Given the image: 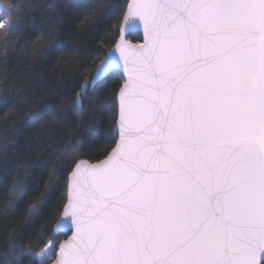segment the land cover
Segmentation results:
<instances>
[{
  "label": "snow or ice",
  "instance_id": "snow-or-ice-1",
  "mask_svg": "<svg viewBox=\"0 0 264 264\" xmlns=\"http://www.w3.org/2000/svg\"><path fill=\"white\" fill-rule=\"evenodd\" d=\"M126 7L118 42L73 101L82 111L81 98L112 92L118 142L98 164L69 154L63 218L41 230L53 238L36 252L9 237L4 264H264V0ZM18 27L0 15L5 45ZM36 118L60 119L52 105Z\"/></svg>",
  "mask_w": 264,
  "mask_h": 264
},
{
  "label": "trees",
  "instance_id": "trees-1",
  "mask_svg": "<svg viewBox=\"0 0 264 264\" xmlns=\"http://www.w3.org/2000/svg\"><path fill=\"white\" fill-rule=\"evenodd\" d=\"M128 1L0 0V15L12 13L19 26L7 45L0 29V264L10 258L9 237L36 252L43 250L42 239L53 238L41 236V230L50 232L66 203L69 154L77 153L76 162H98L116 143L110 139L117 113L112 92L81 98L82 111L73 101L97 57L118 40L111 32L119 30ZM113 5L115 14L107 19ZM86 12L95 18L86 21ZM104 104L108 107L101 109ZM48 105L60 117L55 128L53 121L36 118ZM17 185L25 191L13 197ZM44 200L43 214L26 223L29 209Z\"/></svg>",
  "mask_w": 264,
  "mask_h": 264
},
{
  "label": "water",
  "instance_id": "water-1",
  "mask_svg": "<svg viewBox=\"0 0 264 264\" xmlns=\"http://www.w3.org/2000/svg\"><path fill=\"white\" fill-rule=\"evenodd\" d=\"M131 2V0H129L128 1V3H130ZM126 13H127V8H126V11H125V14L124 15H126ZM123 26V19H122V22H121V26H120V28ZM141 32H142V29H141ZM127 35L125 34V39L129 42V43H132V44H141V43H143V39L141 38V42L140 43H135V42H132V41H130V40H128L127 39ZM119 39V38H118ZM117 42H118V40H117ZM115 46V45H114ZM113 46V47H114ZM112 47V48H113ZM111 48V49H112ZM110 49V50H111ZM109 50V51H110ZM117 113H118V107H117ZM115 126H118V125H115ZM118 142V136H117V138H116V143ZM115 146V145H114ZM109 154H111V151L109 152ZM108 154V155H109ZM107 158V156L105 157V158H103L102 160H105ZM102 160H100V161H102ZM88 161V160H87ZM100 161H98V162H90V161H88L90 164H98V163H100ZM78 163V162H77ZM69 179H70V174H69V176H68V180H67V184H68V181H69ZM62 213H63V210H62ZM62 213H61V215H60V217L58 218V219H62L63 218V215H62ZM72 231H74V228H73V230ZM71 235H72V232L70 231L69 232V236L66 238V239H69L70 237H71ZM66 239H64L63 241H61L60 243H63ZM50 264H52V262L50 263Z\"/></svg>",
  "mask_w": 264,
  "mask_h": 264
},
{
  "label": "rangeland",
  "instance_id": "rangeland-1",
  "mask_svg": "<svg viewBox=\"0 0 264 264\" xmlns=\"http://www.w3.org/2000/svg\"><path fill=\"white\" fill-rule=\"evenodd\" d=\"M49 262H51V261H49Z\"/></svg>",
  "mask_w": 264,
  "mask_h": 264
}]
</instances>
